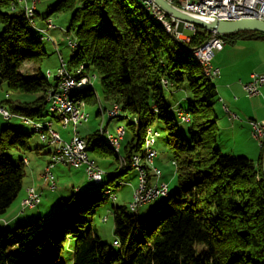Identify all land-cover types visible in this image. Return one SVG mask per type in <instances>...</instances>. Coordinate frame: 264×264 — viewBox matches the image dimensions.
Masks as SVG:
<instances>
[{
  "label": "trees",
  "instance_id": "1",
  "mask_svg": "<svg viewBox=\"0 0 264 264\" xmlns=\"http://www.w3.org/2000/svg\"><path fill=\"white\" fill-rule=\"evenodd\" d=\"M53 13L71 15L66 34L73 33L77 45L68 68L95 69L105 109L119 105V118L126 120L125 162L119 164L120 156L99 130L86 140L92 159L105 174L121 176L133 169V155L143 152L147 131L161 127L178 189L146 218L112 204L116 246L89 226L106 202L101 189L113 184L112 178L103 180L98 190L72 194L47 223L38 217L14 230L0 226V264H62L70 237L73 264H264V140L257 164L224 153L218 144V93L193 56L212 33L184 29L189 39H180L134 0H55L43 20ZM29 22L18 0H0V85L7 87L1 102L14 115L39 120L50 113L48 92L58 79L49 82L37 66L46 52ZM222 38L233 44L264 34L245 31ZM27 62L35 65L32 74L21 71ZM178 90L189 97L185 109L174 112L166 93ZM79 96L86 104L98 102L93 90ZM180 120L187 123L185 131L178 128ZM31 136L11 127L0 130V215L22 191L26 155L40 149L32 147Z\"/></svg>",
  "mask_w": 264,
  "mask_h": 264
},
{
  "label": "rangeland",
  "instance_id": "2",
  "mask_svg": "<svg viewBox=\"0 0 264 264\" xmlns=\"http://www.w3.org/2000/svg\"><path fill=\"white\" fill-rule=\"evenodd\" d=\"M137 3L141 4V0H134ZM55 4V0H38L36 3V9L38 15L34 17L36 24L35 26L31 23L30 25L38 32L39 37H51V41L43 40L42 46L46 55L43 56L41 62L39 63L42 74L46 77L47 72L50 70V74L48 76L49 82H54V77L56 76L57 69L60 67V57L65 62H67L74 50L70 48L69 41L76 42L73 33L66 34V30L69 26L70 14L68 13H53L49 18L52 20L53 24L56 26L52 29H48V27L41 28L46 22L43 20V17L47 16L49 7H52ZM34 22V21H33ZM39 26V27H38ZM185 32H189L185 30ZM184 33V34H186ZM224 47L230 49L231 43L226 40ZM223 47V48H224ZM218 52L214 53V57ZM80 66V65H79ZM78 67V66H77ZM76 67H73L74 69ZM35 70V65L33 63H25L21 71L23 73L32 74ZM88 74L93 77V92L95 93L98 102L94 105L86 104L85 110L90 114L89 120L86 123L77 125V133L83 139L87 140L91 135H93L97 130L100 129V126H106L109 131L115 133V129L117 126H126V120L116 117L109 118L106 113L105 108L107 107L101 96V79L99 74L95 69L88 70ZM214 83L217 85V89L219 91V97L223 98L224 89L222 86H226L224 84L219 83L218 78H215ZM95 88V89H94ZM7 87L5 84L0 85V101L3 100L6 96ZM97 92V93H96ZM17 94H13L12 97H16ZM168 101L172 104V110L176 112L179 108L183 110L186 107V99L189 97L187 92L184 90L174 91L172 94L169 91L166 93ZM245 101L249 98L245 96ZM223 105L228 106V100L226 102L219 99L214 101V108L217 111V114L220 116V125L223 126L224 117L223 112L221 111V107ZM101 112L98 114V111ZM50 112V110H48ZM238 117V116H237ZM239 118H243L242 115ZM48 120H51L52 129L58 131L61 137L67 141L71 137V133L73 132V128L68 126L64 128L61 123L57 120V118L52 116L50 112L48 116L43 119H39V122L44 127L47 128L49 123H44ZM187 123L185 121L178 122V128L181 131H185ZM4 127H11L25 134H32L30 143L33 148L40 147L39 150H34L29 152L26 155V158L29 160V164H26L25 171L26 176L22 181V191L16 200L12 203V205L7 209V211L0 215V226H7L8 229L14 230L16 227L28 224L29 222L35 220L38 217H41L44 222H49L53 215L60 213L63 208L65 201L71 197L72 194L76 196H81L85 192H92L98 190L100 188L95 182H92L88 179L87 174L83 168L74 169L70 166L59 165L55 169H53V175L55 177V188H51L46 185L41 179V174L46 166L47 162L51 157V153L54 150V147L47 142H43L37 133H34V128L32 125L24 122L22 119L17 117H12L10 119H5L0 116V130ZM156 130L159 133V136L156 138V143L152 146V148L156 151L157 156L153 161V167L158 168L162 172V180L167 183L168 194L171 195L178 189L177 179L175 175V164H173V156L172 153L166 146V135L163 128L159 127ZM126 130V129H125ZM126 135V132H125ZM124 135V137H125ZM227 136H229V131H227ZM129 135L127 134L124 140V143L129 139ZM224 148L233 149L235 151L243 150L248 154L251 159H255L258 154V149L260 147V143L255 140L251 133L248 134L247 131L245 133H240L236 138L230 139L225 143H221ZM142 150H145V145L143 144ZM50 152V153H49ZM123 148H120V156L123 157ZM90 156H92L90 154ZM124 158V157H123ZM11 159L16 162L17 158L11 156ZM122 163L120 159L119 164ZM109 178L111 179L112 185H108L101 189L102 195L105 199V204L98 209L96 214L93 216L92 220L89 222V226L93 227V229L97 232L98 236L106 243H113V214L111 212L112 204L117 206H125L129 211V205L132 202V194L133 189L138 184V174L134 169L127 171L125 174L121 176H114L110 174H104L103 180L107 182ZM122 181V183H120ZM120 183V184H119ZM33 186L38 188L41 191V200L40 203L34 208L24 207L20 203L26 197L22 199L23 191L25 187ZM162 184V183H160ZM27 189V188H26ZM109 189L110 191H106ZM106 191V194L104 193ZM109 192V193H107ZM115 197V199H114ZM22 199V201H21ZM167 196H159L155 200L144 204L139 207L137 213L140 217L146 218L148 217L154 208L161 206L165 203ZM131 212V211H130ZM107 217V221H103V219ZM5 220L10 221V223L5 224ZM75 243L74 238H68L66 243L64 244V249L61 254V262L62 264H73V246Z\"/></svg>",
  "mask_w": 264,
  "mask_h": 264
},
{
  "label": "built area",
  "instance_id": "3",
  "mask_svg": "<svg viewBox=\"0 0 264 264\" xmlns=\"http://www.w3.org/2000/svg\"><path fill=\"white\" fill-rule=\"evenodd\" d=\"M38 0H23V4H29V6L36 7V3ZM168 3L174 5L180 11L184 13L214 19V20H224V21H232L238 20L242 18H254L261 21H264V0H166ZM150 4L160 15L162 22L167 26L168 30L172 33L175 32L177 37L188 41V36L184 35L183 32L179 33V20L168 16L164 11L160 9V7L154 2V0H149ZM34 23L36 24L35 19L33 18ZM46 25L41 26V28L45 27H56L52 20L46 19ZM37 25V24H36ZM39 27V26H38ZM184 29H188L190 31H195V26L189 23L184 25ZM50 38V37H47ZM225 45V41L222 38V35H218L216 33H212L210 39L201 47L194 50L203 58L205 62L211 66L212 74L216 78L219 75V69L214 67L212 64L213 56L215 52L221 51ZM69 46L73 48V41H69ZM61 61V57H60ZM66 63V62H64ZM83 66V65H82ZM84 67V66H83ZM74 71V69H71ZM61 72V71H59ZM63 73V72H62ZM92 82V77L88 74L84 67V78L81 81L76 82H68L61 83L63 86H73L80 83ZM264 86V75L258 73H252L250 76L249 82H247L243 88L246 95L250 98L256 97L261 94V89ZM7 98V95L5 96ZM55 104H63L66 107H69V115L68 116H60L55 115L57 120L61 123L64 128L71 126L73 128V132L71 133V137L69 140L65 141L60 133L58 132V139L49 140L46 136L40 135V139L43 142H53L57 147H62L69 151L71 154V163H63L59 160L58 157H50L46 166L44 167L41 179L43 182L51 188H55V177L53 175V169H55L59 165L70 166L74 169L83 168L87 174V177L90 181H96L100 172H105L102 168H100L94 159L86 158V150L84 148V141L76 138L75 127L76 124H83L88 122L90 114H85L84 112V100L80 102H74L73 104H64V94H54L53 97L47 99V110H54ZM108 114H111L112 110H119L120 116L122 115V110L120 107H113V105L107 108ZM183 114V113H180ZM184 115V114H183ZM0 116L5 119H10L12 117H17L22 119L24 122L33 126L39 122L36 119H30L27 117L14 115L10 113V111L6 108V106L0 101ZM185 115V121H186ZM232 118L237 119V115L232 114ZM44 123H52L51 120H48ZM251 136L257 140L260 145L264 140V121L250 120L249 121ZM99 133L107 136L111 139L116 140L118 146L122 148V143L124 140V132L121 131L120 125L116 127L115 133H112L107 129L106 126L101 125L99 129ZM159 134H153V128L149 133V139L147 142V147L151 148L152 141H154V137ZM151 158L147 163H144V167H138V184L133 189L134 192V205L138 210V203L142 201H146L148 198H154L156 194H152V185L153 183H162V190L167 187V183L161 181L162 173H155V182L147 181V171H153L151 166ZM133 163V158L131 159ZM174 164V163H173ZM41 191L37 188H32L30 192L27 194L25 199L22 201L21 206L22 209L28 205H36V200H41ZM103 221H107V217L103 219ZM118 245L116 241V246Z\"/></svg>",
  "mask_w": 264,
  "mask_h": 264
},
{
  "label": "bare ground",
  "instance_id": "4",
  "mask_svg": "<svg viewBox=\"0 0 264 264\" xmlns=\"http://www.w3.org/2000/svg\"><path fill=\"white\" fill-rule=\"evenodd\" d=\"M142 5L146 7V9L158 20L162 23L164 26L165 30L167 33H171L167 26L162 22L159 13L157 12L156 9L152 7L150 4L149 0H141ZM13 4V3H12ZM18 4L21 6V9L23 10L25 16L30 20V22L35 26L33 22V18L35 17V12H36V7L29 6V4H23V0H18ZM12 7V6H11ZM14 7V6H13ZM54 27H48V29H52ZM49 37V36H48ZM40 41L47 40L51 41L50 38H45L43 36L38 38ZM76 42H73V50H75L76 47ZM193 56L196 58V62L200 64L202 67L203 73L205 76L211 80H215L214 75L212 74V68L209 66L203 58H200V56L197 54V52L193 51ZM65 61L61 59L60 67L57 69L56 73V78L58 79L57 84L55 87H52L50 91L48 92V99L50 97H53L54 94H64V104H73L74 102H80L83 101V99L79 96L80 93L86 90H93V77H92V82H85V83H80L76 84L73 86H63L61 83H68V82H76V81H81V79L84 78V67L82 65L74 68L73 70H70L68 68L67 63H64ZM61 71V72H59ZM63 72V73H62ZM50 70L47 72V75L49 76ZM95 89V88H94ZM97 93V92H96ZM85 101H84V108H85ZM113 107H120L119 105H113ZM108 114V110H104ZM50 112L53 115H60V116H68L69 115V107H66L63 104H55L54 110H50ZM85 114H89L85 109H84ZM109 118H116L120 116V111L119 110H112L111 114H108ZM77 125L75 127V134L76 138L79 140H83L77 133ZM34 128V133H37L39 136L43 135L46 136L49 140H56L58 139V132L52 129V124L49 123L47 125V128L44 127L41 123H36L33 124ZM121 131L124 132L125 135V127L120 126ZM151 129H149L146 133L145 137V150L141 154H135L133 155V163H131L133 169L137 172L138 174V167H144V163H147L149 161L150 156L152 155L151 158V166L153 171H150V177L147 175V181L148 182H155V173H162L158 168L153 167V161L155 157L157 156L156 151L152 148V146L156 143V138L159 136L154 137V141H152L151 148L147 147V142L149 139V133ZM153 134H159L157 131L153 130ZM102 141L110 147L115 153H117L120 156V147L118 146V143H116V140L111 139L107 136H104L100 134ZM48 144L52 145L54 147L53 152L51 153V157H58L60 161L63 163H71V154L69 153L68 150L62 148V147H57L55 143L53 142H47ZM84 148H86V141H84ZM86 158H92L90 156V153L86 150ZM120 159L122 160V163H124V158L120 156ZM24 162L27 164V161L24 160ZM105 172H100L98 178L96 179L95 182L96 184H102L103 183V175ZM34 188V186H29L26 189V196L30 192V190ZM162 190V184L160 183H153L152 185V194H156L154 198H148L146 201H142L141 203H138V208L143 206L144 204L151 202L158 198L159 196H168V186L164 188V191L161 192ZM109 193V192H107ZM115 199V197H114ZM40 203V200H36V205H28L26 207L28 208H34ZM129 209L132 213H137V208L134 205V192L132 194V202L129 205ZM114 245H116V241L113 242Z\"/></svg>",
  "mask_w": 264,
  "mask_h": 264
},
{
  "label": "crops",
  "instance_id": "5",
  "mask_svg": "<svg viewBox=\"0 0 264 264\" xmlns=\"http://www.w3.org/2000/svg\"><path fill=\"white\" fill-rule=\"evenodd\" d=\"M231 46L230 49L224 47L221 51H218V54L212 60L213 66L219 69V75L216 78H218L219 83L226 85L221 87L224 89L225 94L222 98L221 96L219 97L217 85L214 83L218 99H223L225 102L226 99L228 100V106L223 105L221 107L225 124L223 126L219 124L220 134L218 144L224 153L233 156H245L251 159L245 151L224 148L221 143L234 139L240 133H245V131L250 134V120L264 121V86L261 89V94L252 98L246 95L243 88L249 82L252 73L264 75V39L237 40ZM245 96L249 98L247 101L244 99ZM232 114L237 115V119L232 118ZM240 115L244 119L239 118ZM218 123H220L219 114ZM227 131H229V136H227ZM259 153L260 147L256 158L251 159L256 164ZM26 161L29 164L27 158ZM28 186L30 185L28 184ZM26 188L27 186L23 191L22 199L25 196ZM4 221L5 224L10 223L8 220L4 219Z\"/></svg>",
  "mask_w": 264,
  "mask_h": 264
},
{
  "label": "water",
  "instance_id": "6",
  "mask_svg": "<svg viewBox=\"0 0 264 264\" xmlns=\"http://www.w3.org/2000/svg\"><path fill=\"white\" fill-rule=\"evenodd\" d=\"M154 2L168 16L179 20V33L183 32L184 25L189 23L195 27H200L207 32L216 33L218 35L233 34L245 31L259 32L264 34V21L258 19L242 18L232 21L214 20L184 13L183 11L177 9L174 5L168 3L166 0H154ZM262 171L264 177V152L262 159Z\"/></svg>",
  "mask_w": 264,
  "mask_h": 264
}]
</instances>
